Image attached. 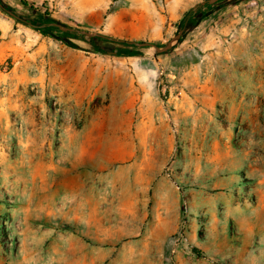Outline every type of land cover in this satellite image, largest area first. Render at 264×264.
<instances>
[{
  "label": "rangeland",
  "instance_id": "rangeland-1",
  "mask_svg": "<svg viewBox=\"0 0 264 264\" xmlns=\"http://www.w3.org/2000/svg\"><path fill=\"white\" fill-rule=\"evenodd\" d=\"M28 1L78 32L0 7V264H264V0Z\"/></svg>",
  "mask_w": 264,
  "mask_h": 264
},
{
  "label": "trees",
  "instance_id": "trees-1",
  "mask_svg": "<svg viewBox=\"0 0 264 264\" xmlns=\"http://www.w3.org/2000/svg\"><path fill=\"white\" fill-rule=\"evenodd\" d=\"M20 3L25 7L28 8V10L31 11L30 15H24L20 14L16 11L15 7L8 4L4 0H0V7L7 12L8 14H13V16L27 24L31 27L35 28L36 30H39L43 34L46 35H52L54 36V30L60 29V26H66L68 29L64 31L65 35L72 34L71 32L75 30L78 32L77 29H72L67 24L62 23L61 21L57 20L55 17L52 16V14L49 12V10L40 11L34 3H30L28 0H20ZM205 6V3L197 4L196 6L192 7L188 12L185 13L184 17L182 18L180 22V29L184 30L185 32L190 31L194 29L206 16V14L203 11V8ZM77 34V33H75ZM78 38L86 41L89 43L93 50L97 52H104V53H111L113 54H129L133 51L131 47H137L139 43L134 41H129L125 39H119L116 37H112L109 35L104 34H94L90 33L88 31L82 32V34L75 35ZM63 39L67 40L65 37ZM102 42H109L114 43L116 45H120L123 47H113L112 49H108V47L104 46ZM194 250L199 253V249L194 248Z\"/></svg>",
  "mask_w": 264,
  "mask_h": 264
},
{
  "label": "water",
  "instance_id": "water-1",
  "mask_svg": "<svg viewBox=\"0 0 264 264\" xmlns=\"http://www.w3.org/2000/svg\"><path fill=\"white\" fill-rule=\"evenodd\" d=\"M210 3H216V2H218L219 0H208ZM13 15V14H12ZM60 28H61V30H63V31H66L67 29H68V27H66V26H60ZM182 38V31H180L176 36H175V39H177V40H179V39H181ZM150 43H148V42H143V43H139V45H141V46H147V45H149ZM171 46H172V42L171 43H169L166 47H159V46H156V48H157V51L158 52H165V51H167V50H169L170 48H171Z\"/></svg>",
  "mask_w": 264,
  "mask_h": 264
}]
</instances>
